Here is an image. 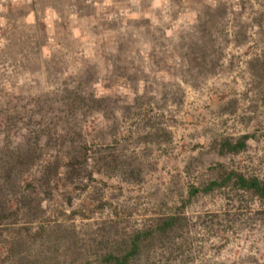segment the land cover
<instances>
[{"label":"rangeland","instance_id":"obj_1","mask_svg":"<svg viewBox=\"0 0 264 264\" xmlns=\"http://www.w3.org/2000/svg\"><path fill=\"white\" fill-rule=\"evenodd\" d=\"M254 135L239 154L219 143ZM264 0H0V264H264Z\"/></svg>","mask_w":264,"mask_h":264},{"label":"trees","instance_id":"obj_2","mask_svg":"<svg viewBox=\"0 0 264 264\" xmlns=\"http://www.w3.org/2000/svg\"><path fill=\"white\" fill-rule=\"evenodd\" d=\"M254 135H244L240 137L237 141L226 139L223 142H220V154H239L242 151L246 150L248 141L253 138ZM231 185L233 188L238 191L247 192L251 195L264 200V180L259 179L258 177L252 176L247 177L244 174L229 171L225 172L222 175L220 180L211 181L206 187L198 189L193 187L190 191V195L196 196L199 193L209 194L215 190L223 189ZM181 217L179 216H170L164 218L161 223L154 230L138 232L128 243V248L123 254H107L101 259L100 264H130L136 258L139 257L142 252L141 244L152 241L155 239V236H158V240L166 235L169 231L183 227Z\"/></svg>","mask_w":264,"mask_h":264}]
</instances>
